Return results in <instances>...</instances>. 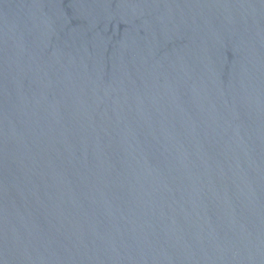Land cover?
<instances>
[{"label":"water","instance_id":"water-1","mask_svg":"<svg viewBox=\"0 0 264 264\" xmlns=\"http://www.w3.org/2000/svg\"><path fill=\"white\" fill-rule=\"evenodd\" d=\"M0 264H264V0H0Z\"/></svg>","mask_w":264,"mask_h":264}]
</instances>
